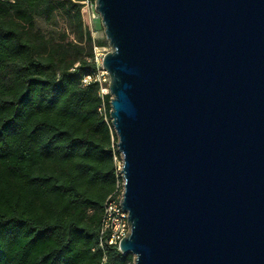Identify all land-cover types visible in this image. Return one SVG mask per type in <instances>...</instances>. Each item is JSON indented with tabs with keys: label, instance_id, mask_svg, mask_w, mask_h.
Instances as JSON below:
<instances>
[{
	"label": "water",
	"instance_id": "obj_1",
	"mask_svg": "<svg viewBox=\"0 0 264 264\" xmlns=\"http://www.w3.org/2000/svg\"><path fill=\"white\" fill-rule=\"evenodd\" d=\"M132 264H264V0H94Z\"/></svg>",
	"mask_w": 264,
	"mask_h": 264
},
{
	"label": "trees",
	"instance_id": "obj_2",
	"mask_svg": "<svg viewBox=\"0 0 264 264\" xmlns=\"http://www.w3.org/2000/svg\"><path fill=\"white\" fill-rule=\"evenodd\" d=\"M80 1L0 0V264L133 261L98 244L104 201L122 180L110 94L82 84L93 46L107 42L92 39ZM55 13L74 37L35 29Z\"/></svg>",
	"mask_w": 264,
	"mask_h": 264
},
{
	"label": "built area",
	"instance_id": "obj_3",
	"mask_svg": "<svg viewBox=\"0 0 264 264\" xmlns=\"http://www.w3.org/2000/svg\"><path fill=\"white\" fill-rule=\"evenodd\" d=\"M82 10L87 12L88 20L99 17L94 7V0H81ZM103 46H93V57L91 59L93 67L82 78V84L86 85L95 82L99 85V93L101 95L108 93V73L102 65L104 52ZM122 186H117L116 189L108 195L103 204L101 227L98 235V244L100 247L113 246L119 250V241L129 231L127 221V213L121 209ZM120 251V250H119ZM103 257L102 260H104Z\"/></svg>",
	"mask_w": 264,
	"mask_h": 264
},
{
	"label": "rangeland",
	"instance_id": "obj_4",
	"mask_svg": "<svg viewBox=\"0 0 264 264\" xmlns=\"http://www.w3.org/2000/svg\"><path fill=\"white\" fill-rule=\"evenodd\" d=\"M82 18L83 22L88 25L91 37L94 41H102L103 39L106 41L103 33V28L100 23V17H95L90 21L88 20L87 12L83 11ZM34 23L35 29L40 31L45 37L50 39H56L58 35L63 31H65L71 37H74L76 35L75 30L70 26L67 19L59 13H55L48 21L36 17ZM100 46H103L102 51L104 53L109 50L107 43Z\"/></svg>",
	"mask_w": 264,
	"mask_h": 264
}]
</instances>
